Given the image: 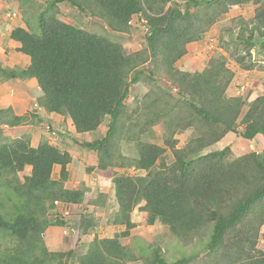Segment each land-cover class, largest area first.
Here are the masks:
<instances>
[{
	"label": "trees",
	"instance_id": "obj_1",
	"mask_svg": "<svg viewBox=\"0 0 264 264\" xmlns=\"http://www.w3.org/2000/svg\"><path fill=\"white\" fill-rule=\"evenodd\" d=\"M36 1H45L37 18L40 33L17 28L11 34L31 64L20 71L5 70L0 64V80L35 78L41 93L38 104L71 121L79 134L98 131L110 118L103 138L77 143L97 155V166L88 173L133 168L146 174L113 178L118 210L107 223L124 226L123 232L104 239L94 235L81 253L50 252L40 244L46 230L67 227L69 222L61 218L50 222L47 214L58 211L56 203L83 204L89 190L66 188L72 156L48 141L34 147L29 136L20 135L1 144L0 180L17 195V214L12 220L0 214V232L17 239L19 246L16 253L0 258V264L136 262L138 257L122 240L136 228L132 216L139 210L146 213L148 225L160 222L184 242L210 231L205 258L195 252L169 263L155 246L150 264H190L198 259L196 264H264V250H258L264 241V148L236 159H231L229 147L203 154L230 133H238L240 124L243 139L264 142V95L242 116L244 98L227 94L235 73L225 56L212 57L202 71L177 67L189 53L188 46L200 42L233 7L253 4L254 18L250 23L242 20L241 34L232 41L236 63L242 70H253L252 49L258 46L264 54V0H181L184 6L176 0ZM62 3L89 12L88 17L102 21L110 35L128 34L131 19L142 15L148 29L144 47L128 51L112 35L62 21ZM140 84L152 88L130 111L131 88ZM137 114L144 115L143 122L135 120ZM11 116V127L22 126L29 118ZM156 126L163 128V146L146 139ZM186 131L192 137L179 148L177 134ZM125 143L134 147L135 156L124 154ZM167 151L173 155L170 164L162 160ZM56 166L61 167L59 180L52 177ZM28 167L31 174L12 186L7 176H17ZM92 204L102 205L99 200ZM84 214L75 224L78 234L88 237L96 222L93 214Z\"/></svg>",
	"mask_w": 264,
	"mask_h": 264
},
{
	"label": "rangeland",
	"instance_id": "obj_2",
	"mask_svg": "<svg viewBox=\"0 0 264 264\" xmlns=\"http://www.w3.org/2000/svg\"><path fill=\"white\" fill-rule=\"evenodd\" d=\"M184 6L181 0H176ZM62 5V4H60ZM45 1L42 3H35L33 5H26L27 10L24 12L25 18H32L30 15H39V13L44 9ZM169 6V5H168ZM62 10L60 11L61 17L66 20H73L76 24L89 25L91 22L97 26L103 23L100 20H95L89 18L91 15L89 12H81L79 9L75 8L70 3H65L62 5ZM256 6L253 4L236 6L233 7L230 12L224 15L219 21L204 35L202 40L196 45L192 50L189 51L186 57L182 58L178 63V67L183 71H202L207 66L209 60L212 57L223 55L227 59V66L235 73V77L228 88V96L239 94L238 96L244 98L245 103L242 109V116L248 111L250 104L259 96L264 95V54L260 51V47H255L252 49V62L256 64V67L251 71L242 70L235 61V45L232 44L234 38L241 34V28L243 26L242 20H245L250 23L254 18ZM63 11V14H62ZM32 15V16H33ZM35 21V20H34ZM100 23V24H98ZM103 31L96 32L102 35L111 36L108 30L104 25L101 26ZM34 33L39 34V27L33 30ZM143 30L140 28L132 27L128 34H115L111 38L117 40L124 44V47L129 51L141 50L144 45L143 39L144 34ZM248 37V33H244V38ZM255 37L260 39L259 34H256ZM191 49V46H190ZM240 51H245L244 46L239 47ZM244 84H249L246 90L240 92V88ZM152 88L145 84H140L133 86L131 88V95L127 100L129 110L132 111L136 105L142 101V97ZM38 116V115H37ZM136 121L139 120L143 122L144 115L137 114L135 117ZM12 116L11 113H7L4 110H0V145L5 142H10L13 138L19 136L20 132L18 130L12 129L9 125ZM110 118L107 117L104 120V123L101 125L100 129L96 132L89 133L88 135L77 136L72 127V122H62L61 126L55 128L54 125L50 127L44 125H38V122L35 118H28L27 122L23 126H37L41 128H46V132L52 138L61 139L63 143L67 144V141L72 144L71 148H77V143H82L86 141H95L96 139H101L106 135L108 130V125ZM29 126V127H30ZM47 126V127H46ZM53 129V131H52ZM25 133L24 130H22ZM244 132V126L242 124L238 127V133H232L226 136L222 142L219 144L213 145L206 149L203 154H207L216 150H223L226 147H229L232 151L231 159H236L244 155L256 152H262L264 148V142L254 140V142H249L242 138V133ZM22 133V134H23ZM163 128L161 126H156L152 134H147L146 139L153 141L154 143L163 146ZM60 134V136L58 135ZM192 137L191 131L180 132L177 134V139L179 140L178 147L183 148L188 140ZM262 143H259L261 142ZM76 145V146H74ZM80 148V147H78ZM77 148V149H78ZM123 152L128 156H135V150L132 145L125 143L123 145ZM78 151L83 152L81 161L82 166H75V172L71 178L65 183L66 188L73 189L74 186L77 188L85 187L89 190V201L86 200L80 207H74L73 216L67 223V230L59 229V232L55 233V248L48 247L47 238L43 236V244L46 249L50 252H67L75 250L77 253H81L84 250V244L87 241L92 240L94 235L98 236L100 239L105 237H112L118 232L121 233L125 230V227L113 226L107 223L110 220L115 212L118 210V206L115 199V191L113 187V178L116 174L126 173L131 176H141L145 175L144 171H139L135 169H109L106 172L98 173V171L87 172L89 168H95L96 158L95 153L90 151H83L78 149ZM167 164L172 163L173 155L170 151H167L164 154L163 159ZM158 162V164H160ZM59 166H56L53 171V179L59 180L60 178ZM31 174V167L26 168L22 173L16 175L7 176V180L10 181L12 186L18 185V182H24L25 176ZM2 180H0V203L3 207L0 208V214L5 216L8 220H12L17 214V208L15 207L17 195L10 189L2 185ZM4 182V179H3ZM107 193V194H105ZM104 196V197H103ZM99 198V199H98ZM93 200H99L102 205L99 208H96L93 204ZM80 213L93 214L95 217V227L93 228L91 235L81 236L78 234V226L76 219ZM143 211H137L133 213L132 220L136 224V228L131 231V235L122 240V243L130 249L137 257L136 262L129 264H150L149 260L152 258L153 250L152 247H157L160 249V254L166 259L167 262L172 263L178 259L183 258L184 256H189L193 253H199L198 258H205L207 255L203 250L204 245L208 242L210 231L200 232L198 236L193 238H188L185 242L178 240L172 232L160 222H157L155 225L150 226L147 224V219ZM47 218L50 222L60 219L59 210L49 211ZM66 222V221H65ZM61 227V226H60ZM65 227V226H64ZM63 227V228H64ZM72 229V230H71ZM61 231V232H60ZM118 233V234H119ZM18 240L10 236L6 232H0V258L4 257L5 254H14L18 248ZM264 250V241L261 239L258 245V250ZM202 258V259H203ZM193 260L190 264H196L200 261Z\"/></svg>",
	"mask_w": 264,
	"mask_h": 264
},
{
	"label": "crops",
	"instance_id": "obj_3",
	"mask_svg": "<svg viewBox=\"0 0 264 264\" xmlns=\"http://www.w3.org/2000/svg\"><path fill=\"white\" fill-rule=\"evenodd\" d=\"M42 2L44 1L38 2L36 0H0V64L5 70L20 71V70H26L30 66L31 64L30 58L20 52L21 43L12 39L11 34L17 28H24L34 33L33 30L39 27L37 21L38 15L32 14L33 16L30 15L32 18H25L24 12L27 10L26 5H33L35 3H42ZM62 5H65V3H62ZM62 5H59L60 11L62 10L61 7ZM59 19H61L62 21L68 24H74L80 28H84L90 31H94V30L103 31V29L101 28L102 24L101 26L100 25L97 26L96 24L91 22L89 25L83 26V24L81 25L74 23L73 20L70 21L66 20L65 18L61 17V13L59 15ZM198 44L199 42L190 44L188 46V50L189 51L192 50ZM178 63H177V67H178ZM40 95H41L40 88L35 78H30V79L16 78L10 80H0V110L2 111L4 110L7 112L10 111L11 114L16 117L28 116L30 119L35 118V120L38 122L37 126L44 124L46 125L47 123V125L52 124L55 126V128L59 129V127L61 126L60 123L62 122L69 123V120H66L64 117L60 115L49 114L45 112H34L33 111L34 105L38 103V97ZM238 95L239 94L237 93L236 95H233V97H236ZM29 126L30 125L27 126L22 125L18 127H12V129L18 130L17 133L20 132L19 136L20 135L29 136L32 141V146L34 147H37L41 142L46 140L51 145L58 147L62 151L68 152L72 156V162L68 165L67 169L69 172V176H71L72 178L75 172V166L76 165L82 166L81 158L83 152L78 151V149L80 148H78L76 145L74 146H76L78 149L71 148L70 146L72 144H70L68 141L67 144H64L63 143L64 140H62V138L64 137H61V139L58 140L57 138H52L50 135L47 134L46 128L37 127L35 125L30 127ZM72 127L74 129L73 125ZM22 130H24L25 133H23ZM74 132L77 134L78 137L89 134V133L79 134L75 131V129ZM58 135L60 136V134ZM260 139L261 138H256L254 140L260 141ZM254 140L249 142H254ZM86 142H92V140L91 141L88 140ZM259 143H262V141ZM95 158H96V164H95L96 167L97 155L95 156ZM98 173H103V172H98ZM73 189H78V187L76 188L74 186ZM76 206L80 207V205H76ZM144 214L146 216V213ZM59 229L67 230V227L65 226L63 228V227L51 226L46 230L44 235H45V239L47 238L48 247L55 248V246H57L55 245L56 243L55 233L59 232ZM105 238H110V237H105Z\"/></svg>",
	"mask_w": 264,
	"mask_h": 264
},
{
	"label": "built area",
	"instance_id": "obj_4",
	"mask_svg": "<svg viewBox=\"0 0 264 264\" xmlns=\"http://www.w3.org/2000/svg\"><path fill=\"white\" fill-rule=\"evenodd\" d=\"M130 25L132 27H136V28H140L141 30H143V34L144 35H147L148 34V29L146 27V20L145 18L140 15V14H137L135 15L131 21H130ZM249 86V84H244L241 88H240V92L246 90V88ZM33 111L34 112H42L43 109L41 107L38 106V104H35L34 105V108H33ZM51 126H49V129ZM57 205V209L59 210L60 212V218L66 222H69L70 219L72 218L73 216V211L75 210L74 207H76V205H69V204H63V203H56ZM72 230V229H71Z\"/></svg>",
	"mask_w": 264,
	"mask_h": 264
},
{
	"label": "clouds",
	"instance_id": "obj_5",
	"mask_svg": "<svg viewBox=\"0 0 264 264\" xmlns=\"http://www.w3.org/2000/svg\"><path fill=\"white\" fill-rule=\"evenodd\" d=\"M134 16H135V15H134ZM37 104H38V103H37ZM38 106L41 107L39 104H38ZM41 108H42V107H41ZM42 109H43V108H42ZM42 112H45L44 109H43ZM45 113H47V112H45ZM48 126H50V125H48ZM51 127H52V125H51ZM99 129H100V128H99ZM83 134H84V133H83Z\"/></svg>",
	"mask_w": 264,
	"mask_h": 264
}]
</instances>
